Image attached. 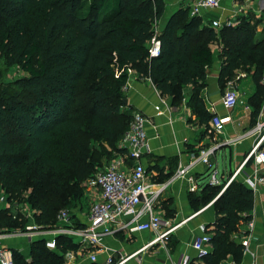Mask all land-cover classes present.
Listing matches in <instances>:
<instances>
[{"label":"trees","instance_id":"trees-1","mask_svg":"<svg viewBox=\"0 0 264 264\" xmlns=\"http://www.w3.org/2000/svg\"><path fill=\"white\" fill-rule=\"evenodd\" d=\"M164 7V0H0V58L29 74L0 94V194L6 202L0 232L28 230L22 213L13 217L15 201L27 205L37 226L53 228L57 213L71 207L77 185L93 170L92 141L103 145L98 155L111 150L109 159L123 152L117 144L133 109L123 103L122 88L131 71L149 78L175 105L192 86L189 105L196 124L212 134L213 115L200 92L214 59L211 45L218 43L223 90L238 69L254 67L255 93L248 103L251 125L256 124L264 100V37L254 39V24L244 18L216 30L180 8L158 30ZM153 38L159 41L157 56L148 53ZM222 187L206 185L188 196L195 210L211 201L215 210L214 222L204 229L210 251L189 264L242 257L244 247L232 234L251 219L254 194L237 179L221 192ZM25 189L28 195L21 196ZM55 241L56 250L41 239L29 244L28 254L10 249L12 264H64L63 254L78 244L67 236Z\"/></svg>","mask_w":264,"mask_h":264},{"label":"crops","instance_id":"crops-1","mask_svg":"<svg viewBox=\"0 0 264 264\" xmlns=\"http://www.w3.org/2000/svg\"><path fill=\"white\" fill-rule=\"evenodd\" d=\"M195 2L196 0H164V13L157 23L158 30H161L168 18L180 8L188 10L189 15L192 16L190 10ZM201 12L206 22L218 19L224 24L229 19H235V24H238L240 19L245 18L254 24V39L259 41L264 37V0H223L219 8H204ZM211 49L214 59L206 70L200 96L210 114H216L221 118L230 117L229 120L224 121L222 133L211 134L209 131L205 133L204 127L196 124V115L189 105L192 86L183 89L182 99L178 105L173 103L171 97L161 95L149 78H141L135 71L130 72L129 80L122 88L127 105L149 120L145 126L148 150L144 151L140 161L145 168L147 179L156 187L167 182L180 165L195 160L201 149L221 143L227 138L233 142L223 144L215 152V161L213 160L218 166L219 185L223 186L230 172L240 165L253 144L264 134V100L256 124L251 125L252 107L248 101L255 93L252 79L254 67L247 72L240 69L236 71L233 82L239 95V103L232 110L225 109L221 104L225 89L223 90L218 83L220 45L214 43ZM156 107L159 108V113ZM257 124L260 127L255 130ZM225 147L229 151V167L220 168L217 155ZM128 161L131 163L130 159ZM252 169L253 164L246 163L245 171L253 173ZM188 176L189 178L186 179L171 180L155 204L156 211L163 215L169 214L168 217L174 222H182L164 245L156 244L152 248L141 249L152 236L149 232L128 235L116 230L102 238L97 249L98 263L91 262L89 252L85 250L77 254L68 264H103L108 256H111L114 262L127 257L123 264H175L184 256L190 261L197 258L192 242L202 234V228L212 225L215 220V210L213 201L195 210L188 198L189 194H198L207 185L205 166L197 162ZM237 180L240 181L241 177L239 176ZM195 184H198V189L193 191L191 188ZM246 187L254 194V207L247 212L254 226L249 231L246 222L242 223L239 230L232 234V239L238 244L246 240L247 250L243 248L239 261L236 262L232 257H228L220 264H264V184H256L254 189L247 185ZM95 194L97 198L99 196L97 190ZM72 221L76 225L85 224V218L76 221L73 216ZM1 245L6 250L16 248L24 254L29 252V244L16 236L4 237Z\"/></svg>","mask_w":264,"mask_h":264},{"label":"built area","instance_id":"built-area-1","mask_svg":"<svg viewBox=\"0 0 264 264\" xmlns=\"http://www.w3.org/2000/svg\"><path fill=\"white\" fill-rule=\"evenodd\" d=\"M222 2L223 0H196L190 14L202 16V9L219 8ZM209 23L211 27L218 29L222 25H234L236 20L229 19L222 24L220 20L213 19ZM159 48V41L155 38L151 39L148 46L149 55L157 56ZM261 83L264 85V75ZM238 103L239 95L233 80H231L227 83L222 94L221 104L225 109L232 110ZM155 109L159 113V108L156 107ZM229 119L230 117L221 118L214 114L209 122L210 130L215 133H222L224 121ZM148 123L149 120L146 116L133 110L128 129L117 144V148L123 152H115L107 163L90 176L89 184L98 191L99 196L90 206L85 216V224H74L72 212L69 209H61L57 213L54 227L42 229L34 223L31 210H21L19 205L15 203L12 207L15 209L12 212L13 217L16 212L22 213L28 220V230L13 233L0 232V264H12L10 250H6L1 245V240L6 236L22 238L26 244L35 240H45V244L50 250H56L55 238L57 236H67L78 244V249L76 251L69 250L63 254L64 264H68L77 254L85 250L89 252L91 262L98 263L97 249L102 238L116 230H121L128 235L136 232H149L152 236L141 249L152 248L156 244L164 245L169 236L182 223L167 219L155 210V204L162 196L167 184L171 180L189 178V171L199 162L206 168V184L210 186L219 185L218 166L214 163L215 152L223 144H230L233 140L225 138L221 143L201 149L195 160L180 165L167 182L156 187L147 179L145 168L140 161L144 151L148 150V136L145 128ZM259 127L257 124L255 130ZM263 139L264 134L253 144L240 165L230 172L221 192L239 176L243 184L253 189L256 184H264V148L261 147ZM129 159L131 163L127 162ZM248 162L253 164V173L245 171ZM197 189L198 184L191 188L193 191ZM5 203L4 195H0V207H3ZM245 224L249 231L253 229V220H248ZM209 239L210 235L202 228V234L193 240L192 247L196 250L198 257L210 251ZM242 245L247 250L246 240L242 242ZM126 260L127 257H123L114 262L112 257L108 256L103 264H123ZM189 262L190 259L184 256L175 264H189Z\"/></svg>","mask_w":264,"mask_h":264},{"label":"rangeland","instance_id":"rangeland-1","mask_svg":"<svg viewBox=\"0 0 264 264\" xmlns=\"http://www.w3.org/2000/svg\"><path fill=\"white\" fill-rule=\"evenodd\" d=\"M0 65L3 72V77L0 80V94L2 93L1 90L5 87H7L9 84H12L13 82L17 81L20 78L27 77L29 74L23 70H21L16 65H8L6 64L2 58H0ZM109 149V148H108ZM104 148L103 145L99 144L96 141H92L90 144V151L92 153V158L94 160L93 170L88 175L87 178L82 180L76 187V190L79 194V196L72 200L71 207L69 210L72 212V216H74L76 221L81 220V218H85L87 215L90 206L93 204V202L96 199L95 189L89 184V178L90 176L96 171L97 168L102 167L105 163H107L108 159L110 158L112 152L110 150V153L105 155H98V152H103ZM225 151V152H223ZM96 153V154H95ZM217 160L219 162V167L224 168L225 166L229 167V151L227 150V147L223 148L222 152H220L217 155ZM29 190L25 189L23 191L21 196H27ZM0 195H3L2 193ZM22 200V199H21ZM14 203H18L15 201ZM21 210L27 209L26 204L18 203ZM66 208V207H63ZM61 209V208H60ZM59 209V210H60ZM58 210V211H59ZM15 211L14 208H12V212ZM4 247L6 245L4 244Z\"/></svg>","mask_w":264,"mask_h":264},{"label":"water","instance_id":"water-1","mask_svg":"<svg viewBox=\"0 0 264 264\" xmlns=\"http://www.w3.org/2000/svg\"><path fill=\"white\" fill-rule=\"evenodd\" d=\"M123 103H124V104H127V100H126V98L123 99Z\"/></svg>","mask_w":264,"mask_h":264}]
</instances>
